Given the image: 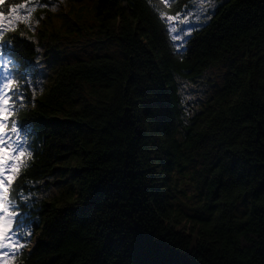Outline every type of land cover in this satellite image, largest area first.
I'll return each mask as SVG.
<instances>
[{
	"label": "trees",
	"instance_id": "1",
	"mask_svg": "<svg viewBox=\"0 0 264 264\" xmlns=\"http://www.w3.org/2000/svg\"><path fill=\"white\" fill-rule=\"evenodd\" d=\"M190 1L93 0L99 33L123 55L62 66L34 103L27 92L16 117L33 131L32 158L12 196L54 175L66 186L28 204L32 242L13 264H264V0L224 1L179 50L160 13ZM3 40L25 70L33 42ZM224 63L221 88L188 116L179 80ZM190 165L193 214L170 182Z\"/></svg>",
	"mask_w": 264,
	"mask_h": 264
},
{
	"label": "rangeland",
	"instance_id": "2",
	"mask_svg": "<svg viewBox=\"0 0 264 264\" xmlns=\"http://www.w3.org/2000/svg\"><path fill=\"white\" fill-rule=\"evenodd\" d=\"M224 1L226 0H191L184 11L173 16L177 19L168 21L169 26L185 30L184 42L181 44L180 41H175V44H180L179 50H185L188 37L195 30L205 26L216 8ZM92 6L93 0H46L43 7L39 6L37 1H32L16 8L17 16H25L29 8H35L28 23L14 24V31L5 32L17 33L31 40L35 46L34 58L26 64V69L31 75L24 80L32 98L46 92L60 68L66 64L97 55H123L117 41L99 33ZM11 16L12 14L5 16V23ZM29 23L31 27L28 26ZM227 66L228 63L212 66L196 78L179 80L180 96L188 116L200 110L221 88ZM85 94L90 95L88 88L85 89ZM26 99L27 95L25 101ZM200 165L201 160L196 167L199 168ZM194 169L192 165L182 171L174 169L170 180L174 203L189 214L194 213L192 206L196 203L195 197L199 188L198 181L193 176ZM59 179V175H54L47 180L34 182L35 188L32 193L29 192L27 199L34 204L53 198L66 186ZM3 262L10 263L6 260Z\"/></svg>",
	"mask_w": 264,
	"mask_h": 264
},
{
	"label": "snow or ice",
	"instance_id": "3",
	"mask_svg": "<svg viewBox=\"0 0 264 264\" xmlns=\"http://www.w3.org/2000/svg\"><path fill=\"white\" fill-rule=\"evenodd\" d=\"M0 3H3V0H0ZM161 3L167 4L168 0H161ZM37 4L43 7L46 0L44 3L37 0ZM8 11L12 16L8 18L7 23H5V14L0 12V40H3L4 32L15 30L14 24L28 23L30 14L35 11V8H29L25 16H17L16 8ZM160 16L168 21L177 19V17L165 16L162 12ZM28 26L31 27V24L29 23ZM169 31L172 33L173 41H180L181 44L184 42L185 30L183 28L178 30L169 26ZM8 43L5 41L4 44H0V258L5 253L15 255L20 248L24 247L20 241L29 234L25 223L27 217L10 211V209H16L17 205L8 200V191L15 175L19 174V170L28 167V162L32 158L30 137L33 135L32 129L25 123L9 119L11 112L16 111L14 105L22 106L24 103V92L21 90L23 85L14 83V79L25 80L31 74L27 69L21 71L18 62L9 55L10 49L5 46ZM174 46L178 48L180 44ZM13 222L15 223L14 228L12 227Z\"/></svg>",
	"mask_w": 264,
	"mask_h": 264
}]
</instances>
